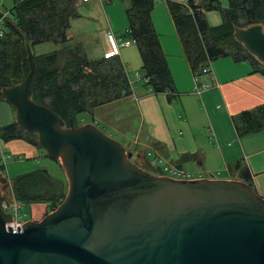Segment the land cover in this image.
<instances>
[{
  "label": "water",
  "instance_id": "95a60500",
  "mask_svg": "<svg viewBox=\"0 0 264 264\" xmlns=\"http://www.w3.org/2000/svg\"><path fill=\"white\" fill-rule=\"evenodd\" d=\"M232 36L264 70V29ZM22 42L28 71L0 98L67 186L53 210L16 232L0 208V264H264V199L242 174L162 175L132 162L130 147L93 122L65 127L31 100L35 66ZM5 193L0 176V201Z\"/></svg>",
  "mask_w": 264,
  "mask_h": 264
},
{
  "label": "crops",
  "instance_id": "0c3cea01",
  "mask_svg": "<svg viewBox=\"0 0 264 264\" xmlns=\"http://www.w3.org/2000/svg\"><path fill=\"white\" fill-rule=\"evenodd\" d=\"M167 1L178 4L186 2V0H153L154 5L149 19L164 55L174 93L153 94L145 86L136 48L132 46V50H128L131 55H127L124 51L130 48L128 47L130 44L122 47L117 45L123 39L129 40L126 36L127 21L125 24L117 15L119 8L124 9L129 0H87L86 2L73 0L74 17L69 20V26L65 31L67 46L72 49L79 48L87 62H96L105 59V54L110 51L107 40L110 36L116 45L114 56L119 59L122 67L130 70L132 65L137 67L135 64L139 60V69L142 72L141 75L135 72L134 78L124 71L129 86L128 95L94 107L90 117L93 116L94 110L110 107L122 101L135 103L136 125L130 129L113 132L115 138L120 137L124 143L134 149L129 152L131 160L133 159L136 164L154 171L144 162L141 152L144 150L156 162L163 160L171 164L172 168L186 169L188 176L228 171L247 173L246 184L264 199V126L246 133H238L235 128V123L241 127L239 116L242 112L249 114L248 120L256 122L258 108L264 107V75L254 72L247 61L236 62L229 56H223L209 63V75L199 78L200 82L208 84L209 87L204 90L194 89V78L165 5ZM216 1L221 8L227 5V0ZM7 3H9L8 9H4L3 3L0 4V8L4 9L0 14L4 15L12 8L13 1L8 0ZM82 7L89 9L86 18L91 24L93 23V28L85 29L84 32H80L77 28L83 23V18L76 13V10ZM203 16L210 27L220 24V15L216 11H203ZM79 33H82L84 41ZM85 41L89 46L85 47ZM133 45L135 46L134 43ZM62 50L64 49L61 48V44L52 41H43L31 48L33 56L58 54ZM140 80L144 87L139 86L137 81ZM10 122V106L1 100L0 126L13 123ZM3 143L4 148H0L2 154L8 153L27 160L37 158L36 155L34 156L36 147L24 140L16 139ZM5 157L8 158L6 154ZM0 168H2L0 176L5 178L4 167L0 166ZM53 178L63 181L58 177ZM26 207L30 214L32 206ZM28 220L32 219L28 218Z\"/></svg>",
  "mask_w": 264,
  "mask_h": 264
},
{
  "label": "trees",
  "instance_id": "16d2710c",
  "mask_svg": "<svg viewBox=\"0 0 264 264\" xmlns=\"http://www.w3.org/2000/svg\"><path fill=\"white\" fill-rule=\"evenodd\" d=\"M12 1V8L4 14L0 37V90L21 82L28 71L22 37L30 49L43 41L62 44L69 20L74 17L73 0ZM153 5V0H129L124 12L126 36L134 41L148 91L172 94V80L149 19ZM165 5L193 77L199 80L201 68L223 56L236 62L247 61L254 72L264 75L261 65L232 36L235 28L253 25L264 28V0H227L225 8L216 0H186L185 4L167 1ZM203 11L218 12L220 24L208 26ZM64 52L66 56L60 60L57 53L33 56L35 71L30 98L61 115L65 127H77V115L90 114L94 107L128 95V82L116 56L87 62L77 48ZM257 115L254 123L248 120L247 112H242L241 127L235 123L237 132L264 126V107L258 108ZM16 139L37 146L36 135L15 123L0 127V140ZM52 161L58 165L56 160ZM242 175L247 181V173ZM10 189L14 201L32 206L29 219L37 221L36 213L41 212L43 217L62 201L66 184L39 169L13 178Z\"/></svg>",
  "mask_w": 264,
  "mask_h": 264
},
{
  "label": "rangeland",
  "instance_id": "374dc122",
  "mask_svg": "<svg viewBox=\"0 0 264 264\" xmlns=\"http://www.w3.org/2000/svg\"><path fill=\"white\" fill-rule=\"evenodd\" d=\"M7 2H8V0H0V4L3 3L2 5L4 6V9H8V7H9V3H7ZM128 6H129V2H127V4L124 6V9H123V7H122V9L119 8L120 11H119V13H117L119 18H121V20H124L123 22L125 24H126V19H125L124 12ZM4 9L0 8V12L3 11ZM98 10H99V8H98ZM76 11H77L76 13L81 15V17L83 18L82 19L83 23H80L77 27L78 29H80V32H84L85 29L93 28V25H92L93 23L91 24V21H89L86 18V14L89 13V9L86 10L85 8L82 7ZM95 12L97 13V11H95ZM114 12L116 13V11H114ZM115 16H116V14H115ZM78 21L79 20H77V22ZM75 28H76V25H75ZM75 28H74V30H75ZM79 36L84 41V38L82 37V33H79ZM84 44H85V47L89 46L87 41H85ZM132 46L134 48H136V46H134L132 43V44H130V46H128L130 48L127 49L126 51H124V53L127 55H131V52L128 50H132V48H131ZM61 48L64 50H68L69 48H71L69 50H72V47H68L66 42L61 44ZM77 49L80 51L79 48H77ZM64 50H62V52L57 54L59 60L63 59L66 56ZM135 65H137V67L132 65V68H130V70H127V68L125 69L123 67V71L127 72L128 75H131V77H134V78L136 76L135 72L138 75H141L142 72L139 69L140 68L139 60H137V64H135ZM137 82H139L140 87H144V85L141 84V80L137 81ZM10 110H11V122L15 123L14 111L11 107H10ZM135 110H136L135 103L122 101V102L114 104L110 107H103L102 109L94 110L92 117H90V114H88V113L77 115L76 116V124H77V126H80V125H84V124H88L90 122H93V123L99 125L101 128H103L109 134L114 136L115 133L113 131L125 130L127 128L130 129L131 127L136 125V122H137L136 116L137 115H136ZM112 121H115V123H112ZM117 139H119L121 142L124 143V141H122L120 137ZM124 144L127 145L126 143H124ZM0 146H1L0 148H4V143L2 140H0ZM127 146H129V145H127ZM34 147H36V152H35L34 156L36 155L35 157H37V158L31 159V160H29V159L27 160L23 157L11 156L8 153H5L8 156V158L5 157V154H3L4 157L2 158V160L0 158V166L4 167L5 171L3 173V176H5L7 183L9 184L13 178H15L16 176L22 175L24 173L26 174V173H28L30 171H34L36 169H38V170L39 169H41V170L45 169V171H47L48 174L51 175L52 177H58V178L63 179L66 186H67L65 176H64L62 170L58 167V165L55 164L52 160H50L46 156V154L44 153V151L42 149H40L38 146H34ZM130 150L133 151L134 149L130 148ZM7 152H8V150H7ZM141 152H142L144 162L146 164H148L150 167H152L151 169H153L155 172H157L159 174L171 176L167 172V170H169V169L181 171L183 174L187 173L186 169L178 170L176 168H172L173 166L171 164H168L163 160H160V162H156V160L155 159L153 160L152 156L149 153L146 154V152H144V150H141ZM150 153H152V151ZM0 156H1V154H0ZM131 161L135 163V161L133 159ZM20 215H21V220L23 222L28 220L29 211H28V208L26 206L21 205ZM40 215H41V212L36 213L34 215L37 218V221H39L42 218V217H40Z\"/></svg>",
  "mask_w": 264,
  "mask_h": 264
},
{
  "label": "built area",
  "instance_id": "2783aa9c",
  "mask_svg": "<svg viewBox=\"0 0 264 264\" xmlns=\"http://www.w3.org/2000/svg\"><path fill=\"white\" fill-rule=\"evenodd\" d=\"M78 1L86 2L87 0H78ZM3 18H4V15H1L0 16V37L3 35V30H2ZM107 40L110 45V51L105 54V58H111L116 53V45L110 36H108ZM131 43H134V41L133 40H122L117 45L119 47L120 46L122 47V46H128ZM200 74L202 76L210 74L209 62H207V64L201 68ZM193 78H194V85H195L194 89L204 90L209 87L208 84L200 82L198 80V77H193ZM0 154H1L0 158L2 160L4 156L1 152ZM167 172L171 176H188L187 174H183L181 171H177L173 169H169L167 170ZM0 208L4 213L10 215V221L9 223L5 224V227L11 228L12 232H16L17 231L16 226H20L24 223L21 220V215H20L21 205L17 203L16 201H14L11 196H5L3 194V198L0 201Z\"/></svg>",
  "mask_w": 264,
  "mask_h": 264
}]
</instances>
